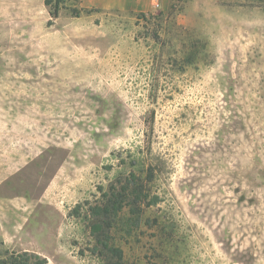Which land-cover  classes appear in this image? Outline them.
Instances as JSON below:
<instances>
[{
	"label": "rangeland",
	"instance_id": "1",
	"mask_svg": "<svg viewBox=\"0 0 264 264\" xmlns=\"http://www.w3.org/2000/svg\"><path fill=\"white\" fill-rule=\"evenodd\" d=\"M0 71L29 101L0 120L41 128L50 153L16 195L65 172V216L35 211L0 252L107 264L88 208L111 197L122 216L101 238L121 264H264V0H0Z\"/></svg>",
	"mask_w": 264,
	"mask_h": 264
},
{
	"label": "crops",
	"instance_id": "2",
	"mask_svg": "<svg viewBox=\"0 0 264 264\" xmlns=\"http://www.w3.org/2000/svg\"><path fill=\"white\" fill-rule=\"evenodd\" d=\"M81 1L86 7L103 10L147 12L155 8V5L165 8L171 0ZM12 75L19 73L0 71V111L1 109L12 111L29 102L27 94L21 89L22 83L6 81L13 78ZM46 147L43 130L37 129L26 119L23 122H11V119L7 122L0 120V238L9 237L4 234L5 231L17 234L28 231L24 230L23 224L30 222L29 218L35 211L48 210L61 217L60 210L63 209L65 216V204L59 201L61 195L65 198V172L60 166L38 195L36 202H29L27 193L24 196H17L10 184L11 180L17 177L25 180L24 174L29 169L37 175L43 173L44 157L50 155ZM66 186L69 189V185ZM50 222L56 221L50 220Z\"/></svg>",
	"mask_w": 264,
	"mask_h": 264
},
{
	"label": "trees",
	"instance_id": "3",
	"mask_svg": "<svg viewBox=\"0 0 264 264\" xmlns=\"http://www.w3.org/2000/svg\"><path fill=\"white\" fill-rule=\"evenodd\" d=\"M49 1L50 0H45V3H48ZM56 11L57 7L55 8V12H53L54 16L57 14ZM133 184H135V182ZM130 194L133 197L132 205L139 209L140 202L145 199V195H143L141 191H132ZM123 207L124 205L120 199L109 197L104 204L88 208V211L92 215L97 216L100 219L99 221L93 222L90 226L91 232L99 236L98 244L93 248V253L101 255L105 261H107V264H121L123 258V252L120 247L115 246L113 243L110 244L107 240L101 238V235L104 234L105 230L108 231L119 226L118 222L122 216ZM72 211H76L75 208ZM0 264L50 263L45 257L35 252L5 249L0 252Z\"/></svg>",
	"mask_w": 264,
	"mask_h": 264
},
{
	"label": "built area",
	"instance_id": "4",
	"mask_svg": "<svg viewBox=\"0 0 264 264\" xmlns=\"http://www.w3.org/2000/svg\"><path fill=\"white\" fill-rule=\"evenodd\" d=\"M156 7H158L157 5H155Z\"/></svg>",
	"mask_w": 264,
	"mask_h": 264
}]
</instances>
